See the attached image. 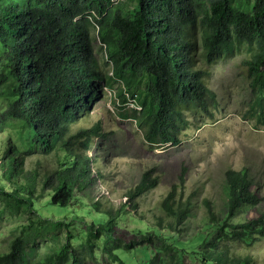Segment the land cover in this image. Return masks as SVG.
<instances>
[{
  "label": "trees",
  "instance_id": "obj_1",
  "mask_svg": "<svg viewBox=\"0 0 264 264\" xmlns=\"http://www.w3.org/2000/svg\"><path fill=\"white\" fill-rule=\"evenodd\" d=\"M241 46L250 56L244 64L253 92L263 93L264 0H0V101L6 103H0V216L29 214L8 240L0 238V264H89L86 257L101 264H170L152 249L156 239L180 254L175 264L185 255L203 264H248L234 247L264 235V214L235 220L238 210L256 203L242 172L227 171L224 207L201 200L206 215L189 235L200 205L196 192L184 195V168L157 207L156 225L125 228L126 237L117 233L121 211L137 210L159 175L144 171L116 211L101 197L89 206L88 189L97 182L89 152L106 134L101 119L75 128L109 91L114 114L130 120L149 149L179 146L191 125L216 118L220 101L209 87L210 68ZM133 102L140 109L126 108ZM261 105L264 98L251 108ZM36 239H46L44 250Z\"/></svg>",
  "mask_w": 264,
  "mask_h": 264
},
{
  "label": "rangeland",
  "instance_id": "obj_2",
  "mask_svg": "<svg viewBox=\"0 0 264 264\" xmlns=\"http://www.w3.org/2000/svg\"><path fill=\"white\" fill-rule=\"evenodd\" d=\"M95 48L99 62L103 63L105 50L101 49L99 42ZM247 58H250L247 47L241 46L235 48L232 57L221 60L210 68L208 83L210 89L218 96L220 110L215 119L204 123L198 122L202 124L200 128L199 124L191 125L184 131L179 146L169 145L165 150L149 149L143 142L141 134H135L136 126L132 125L130 120L122 121L114 114L116 109L111 103L114 93L111 94L109 91L107 98L100 100L96 109L76 124L75 128L78 129L90 126L101 119L103 133L106 134L104 137L95 138L93 148L89 152V155L96 157L94 176L97 180L88 189L85 201L90 202L89 206L101 203V197L103 204L106 201L108 205H114L116 211L122 204L128 202V193L138 184L144 171L154 168L156 175H159L157 186L138 198L137 210L133 212L127 207L121 211L120 218L124 221L122 230L117 231L118 234L127 237L130 233L124 231L127 230L125 228L145 231L148 226L156 225V217L161 215L157 207L172 185L179 182V175L184 168L187 169L182 188L184 195L196 192L195 200L200 205L194 212L195 216L190 218L189 235L195 233L206 215V211L201 207L203 198L211 199L217 210L225 206L226 197L222 193V188L228 170L240 171L251 181V191L254 192L256 200L255 205L244 206L245 212L238 210L235 220H248L250 217L264 214V105L260 108L258 106L251 108L253 100L264 98V91L260 93L256 89L255 93L253 92V79L249 78V67L244 64ZM143 93L144 98L149 101L146 92ZM0 103L6 104L5 101ZM133 105L134 103H129L126 108L133 109ZM12 123V127L18 125V122ZM111 130H115L116 134L112 135ZM15 133L18 136L19 133L23 134V131L20 129ZM13 136L18 147L25 149L22 142ZM24 136L25 133L22 137ZM29 162L30 158L27 157L26 170H30ZM98 171L102 172L103 176L96 175ZM47 199L48 195L45 193L41 202ZM3 205L4 201L0 199V207ZM28 216L26 213L11 211L1 214L0 238L8 240L16 228L26 223ZM57 233L64 235L61 230H57ZM45 240L36 239L38 250L46 248L48 242ZM30 246H33L32 242ZM75 247L79 248L77 244ZM234 248L238 255L249 259L248 264H264V235L251 245H237ZM142 249L141 247L140 250ZM152 249L159 251L160 258L170 264H175V259L180 256L162 239H156ZM82 250L83 248H80L76 253L82 255ZM133 254L124 256L129 259ZM86 259L89 264H101V260L91 262L90 258ZM181 264L203 263L185 255L182 256Z\"/></svg>",
  "mask_w": 264,
  "mask_h": 264
},
{
  "label": "built area",
  "instance_id": "obj_3",
  "mask_svg": "<svg viewBox=\"0 0 264 264\" xmlns=\"http://www.w3.org/2000/svg\"><path fill=\"white\" fill-rule=\"evenodd\" d=\"M115 1H119V0H115ZM134 103V102H133ZM136 107L137 109H140L139 107L136 106V104L134 103L133 108Z\"/></svg>",
  "mask_w": 264,
  "mask_h": 264
}]
</instances>
